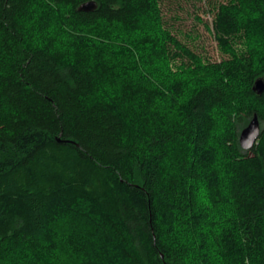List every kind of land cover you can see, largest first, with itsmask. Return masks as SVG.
Listing matches in <instances>:
<instances>
[{
  "label": "trees",
  "instance_id": "1",
  "mask_svg": "<svg viewBox=\"0 0 264 264\" xmlns=\"http://www.w3.org/2000/svg\"><path fill=\"white\" fill-rule=\"evenodd\" d=\"M87 1L0 0V264H264V0Z\"/></svg>",
  "mask_w": 264,
  "mask_h": 264
},
{
  "label": "rangeland",
  "instance_id": "2",
  "mask_svg": "<svg viewBox=\"0 0 264 264\" xmlns=\"http://www.w3.org/2000/svg\"><path fill=\"white\" fill-rule=\"evenodd\" d=\"M226 0H161L166 26L195 53L211 59L221 60L212 30L213 6Z\"/></svg>",
  "mask_w": 264,
  "mask_h": 264
},
{
  "label": "water",
  "instance_id": "3",
  "mask_svg": "<svg viewBox=\"0 0 264 264\" xmlns=\"http://www.w3.org/2000/svg\"><path fill=\"white\" fill-rule=\"evenodd\" d=\"M98 7V3L96 0H90L85 3H83L80 6V10L83 11H93ZM255 89L259 92H262L264 90V79L260 78L255 83ZM261 132V124L260 120L258 118V115H255L247 126H245L240 134V143L241 146L245 150H249L253 148V146L256 144Z\"/></svg>",
  "mask_w": 264,
  "mask_h": 264
}]
</instances>
